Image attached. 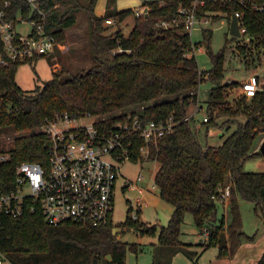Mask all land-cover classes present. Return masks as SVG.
I'll list each match as a JSON object with an SVG mask.
<instances>
[{
	"label": "trees",
	"instance_id": "obj_1",
	"mask_svg": "<svg viewBox=\"0 0 264 264\" xmlns=\"http://www.w3.org/2000/svg\"><path fill=\"white\" fill-rule=\"evenodd\" d=\"M9 2L10 17L34 20L43 34L60 43L66 42L65 31L76 24L77 13L85 11L91 62L70 70L57 50L56 58L49 57V62L59 68L46 80L36 78L31 89L16 83L17 67L23 63L33 66L57 47L0 66V131L16 134L11 147L0 149V191L14 187L15 169L21 162L45 164L49 137L44 128L57 112H90L106 127L124 113L170 122L172 129L150 141L145 154L139 150L145 143L133 137L134 161L158 162L154 184L161 198L174 207L167 224L158 230V244L149 264H173L177 253L191 260L195 256L191 244L181 240L187 213L206 235L199 244L203 249L215 245L218 257L231 256L245 236L239 201L253 202L254 209L264 215V171L244 168L249 158L264 157L257 148L258 138L264 135V91L257 90L247 98L238 90L231 96L239 82L222 80L229 48H237L245 68L261 64L264 0H141L140 6L125 9H117L115 0H107L102 15L94 13L96 0H34V6L28 0ZM180 6L194 9L198 19L224 17L228 29L231 16L239 13L246 40L226 32L222 47L213 51L209 46L212 30L201 29L211 66L200 70L194 54L198 45L192 43L182 17L173 22ZM141 7L147 13L136 16L134 10ZM129 15L134 23L127 34L119 27L109 31L104 24L108 18L119 23ZM162 21L169 25L163 26ZM205 80L212 83L204 101L206 132L210 127L228 132L234 126L218 146L201 144L191 117L199 103L198 87ZM187 116L190 118L184 120ZM226 185L230 194L227 201L222 200L223 213L217 219V201ZM129 211L120 223L121 230L130 227L140 235L155 231V224L139 223ZM129 249L137 251V244L119 240L112 222L101 227L76 221L49 224L38 207L30 210L29 201L17 217L0 215V253L12 264H125ZM256 264H264V252Z\"/></svg>",
	"mask_w": 264,
	"mask_h": 264
},
{
	"label": "built area",
	"instance_id": "obj_2",
	"mask_svg": "<svg viewBox=\"0 0 264 264\" xmlns=\"http://www.w3.org/2000/svg\"><path fill=\"white\" fill-rule=\"evenodd\" d=\"M28 1L33 5L34 0ZM9 7V0H0V66L51 52L56 45L54 37L43 34L41 25H36L34 20L22 15L10 17ZM257 8L263 9L262 6ZM145 11L143 7L137 8L134 14L139 16ZM234 15L242 36L245 27L240 24L239 13ZM177 16L173 22L182 17V24L188 33L195 22H200L194 9L180 6ZM24 23L32 24L27 33L17 29ZM113 23V18L104 22L105 25ZM161 24L169 25L166 21ZM195 49H200V46L194 48V52ZM239 90L247 98L254 96L257 90L264 91V76L260 77L257 73L250 75L241 82ZM199 105L196 111L201 109ZM189 118L187 116L184 120ZM206 120L205 115L202 121ZM171 129L170 122L147 120L131 113H124L106 127L90 112H57L44 128L49 137L45 164L23 161L16 166L14 187L7 192L0 191V215L17 217L27 208L29 201L30 210L38 207L49 224L76 221L95 227L108 225L112 222L120 166L127 160L134 161L133 137L137 136L145 143L139 148L145 154L150 141H155ZM1 158L4 159V156ZM142 179L143 176L138 175L137 181ZM125 187L136 186L125 181ZM139 190L143 191V188ZM229 194V185H226L220 200L227 201ZM0 264L12 263L0 253Z\"/></svg>",
	"mask_w": 264,
	"mask_h": 264
},
{
	"label": "rangeland",
	"instance_id": "obj_3",
	"mask_svg": "<svg viewBox=\"0 0 264 264\" xmlns=\"http://www.w3.org/2000/svg\"><path fill=\"white\" fill-rule=\"evenodd\" d=\"M195 22L189 30L190 38L192 43L200 46V49H195V57L200 70L208 69L211 64L209 61L208 54L206 52V41L203 39L201 34V29L209 28L212 30L211 38L209 40V46L213 51L219 50L224 44V35L229 32L227 20L224 17H220L216 20L206 21L204 18H200ZM134 23L133 15H129L123 21L117 23L114 21L113 24L109 25V31H114L118 27L122 29L124 34H127ZM32 27L31 23H24L18 25L17 29L22 33H27ZM69 37L74 39L73 41L79 47L81 54L75 57H69V61L65 64L70 70H75L79 67H86L91 60L89 56L91 55V45L89 40V22L87 18V13L83 10L77 13L76 25L69 29ZM246 38L239 36V38ZM238 38V39H239ZM63 43L56 42V47L62 45ZM234 44V43H233ZM67 45V44H66ZM65 46H61L56 49L49 56L44 55L37 59L33 66L29 63L20 64L17 67L16 74L21 77L23 85L26 83L33 84V78L39 79V82L45 80L46 77H51V71L59 68V64L51 65L49 62V57L55 59L57 52L64 51ZM58 50V51H57ZM83 52V53H82ZM85 53V54H84ZM226 57L227 70L225 71V76L222 83L229 80H237L240 82L246 79L250 74L257 73L260 77L264 76V54L262 56V61L260 65H256L250 69L245 68V65L241 56H239L237 48H229ZM91 58V57H90ZM90 65V64H89ZM34 67V68H33ZM35 69V70H34ZM36 71V73H35ZM42 75L41 77L38 76ZM40 77V78H39ZM36 81V80H35ZM212 86V83L208 80L203 81L198 87V101L202 106V109L196 111L193 109V123L196 130V135L201 144L218 146L222 143L228 132L222 131L220 128L216 127L214 131L206 132L204 124L202 123V118L205 116V100L207 99L208 90ZM239 87V86H238ZM238 87L231 90V96L237 95ZM195 108V107H194ZM24 133V132H20ZM223 134V136H221ZM16 134L11 130H1L0 131V149L6 151L12 146L13 137ZM259 159L249 158L245 162V167L250 168L255 166V163ZM158 169V162L154 161H132L127 160L120 166V176L116 180L114 200H113V211H112V223L114 231L117 232V238L121 241L128 243H136L137 251L132 249L127 250L125 257V264H149L153 260V253H155V246L158 244V230L160 226H165L170 218V215L174 209L173 205L165 201L159 195L158 187L154 184V175ZM138 175H142L143 179L137 181ZM129 184H134L136 187H125L123 188L124 182ZM154 185V187H152ZM143 188L140 191L139 188ZM240 212L242 220V230L245 233L242 242L252 239L254 241L253 247L247 250H238L239 246L235 249L231 256L218 257L217 256V246L211 245L205 249L199 244L206 240V235L200 233L194 224L193 218L190 213L185 214L184 223L182 225V235L181 240L190 243V249L195 251V256L191 259L187 258L182 253H177L173 257V264H231L230 261H237V264H254L260 255L261 249L264 247V239H262V234H264V221L263 217L259 214V211L254 209L255 204L250 201L241 199ZM216 216L219 219L223 213L222 201H217ZM139 209V211H138ZM128 210H130V216L139 223L144 225H156V229L153 233H147L140 235L133 228L120 229V223L123 222L128 215ZM247 236V237H246ZM248 236H252L249 238Z\"/></svg>",
	"mask_w": 264,
	"mask_h": 264
},
{
	"label": "crops",
	"instance_id": "obj_4",
	"mask_svg": "<svg viewBox=\"0 0 264 264\" xmlns=\"http://www.w3.org/2000/svg\"><path fill=\"white\" fill-rule=\"evenodd\" d=\"M106 2H107V0H96V2H95V5H94V13L96 14V15H102L103 13H104V11H105V9H106ZM140 4H141V0H115V3H114V5H115V7L117 8V9H125V8H128V7H131V8H134V7H138V6H140ZM76 25V24H75ZM74 25V26H75ZM73 27V26H72ZM72 27H70V28H72ZM70 28H68V29H66V35H67V38H66V42L65 43H63L62 45H59L58 47H57V49H59L61 46H65L66 48H64V51L62 50L60 53L62 54V56L65 58V61H69L68 59H69V57H71V56H73V57H75L76 55H80L81 54V52H80V49H79V47L76 45V43L73 41L74 39L72 38V41H71V38L69 37V34H68V31H69V29ZM67 44V45H66ZM56 47V46H55ZM54 47V48H55ZM54 48H53V51H54ZM36 63V62H35ZM25 64V63H24ZM18 74L19 73H15V81H16V83L21 87V88H23V89H31V88H33L34 87V85H35V77L33 78V84H29V83H26V85H23V84H25V83H22V81H21V77L20 76H18ZM38 74V73H37ZM252 74H254V73H252ZM252 74H250V75H252ZM249 75V76H250ZM38 76H42V75H39L38 74ZM248 76V77H249ZM39 77V78H40ZM247 77V78H248ZM48 78H50V77H46L45 78V80L46 79H48ZM246 78V79H247ZM245 80V79H244ZM244 80H242V81H244ZM241 81V82H242ZM241 82H240V84H241ZM261 82V81H260ZM211 131H214L215 129H216V127H210L209 128ZM209 131V130H208ZM259 140V142L257 143L258 145V149H259V147H260V145H261V143H262V141L264 140V135L263 136H260V138H258ZM256 148V149H257ZM255 158H257V159H259L256 163H255V166H253V167H250V168H247V167H245V165H244V168L245 169H247V170H253V171H257V170H259V171H264V157H261V156H257V157H255ZM247 161V160H246ZM263 217V221H264V215L262 216ZM262 239H264V234H262ZM254 244V241L252 240V239H250V240H247L246 242L244 241V242H242L240 245H239V248H238V250H247V249H249V248H251V247H253L252 245ZM262 251H261V254L264 252V247L261 249ZM261 256V255H260ZM259 259V258H258ZM257 259V260H258ZM257 260L256 261H254V264H256L257 263ZM231 262V264H237V261H235V260H233V261H230Z\"/></svg>",
	"mask_w": 264,
	"mask_h": 264
},
{
	"label": "water",
	"instance_id": "obj_5",
	"mask_svg": "<svg viewBox=\"0 0 264 264\" xmlns=\"http://www.w3.org/2000/svg\"><path fill=\"white\" fill-rule=\"evenodd\" d=\"M146 9V8H145ZM147 10V9H146ZM147 13V11H145V14ZM229 34L232 36H236L239 37L240 36V32H239V28H238V20L237 17L233 14L231 16V20L229 23ZM259 150L264 153V140L262 141ZM107 258L110 259V255H107Z\"/></svg>",
	"mask_w": 264,
	"mask_h": 264
}]
</instances>
